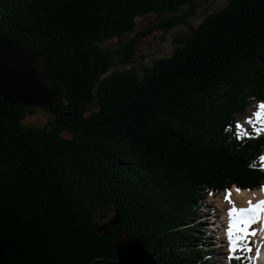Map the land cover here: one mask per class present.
Here are the masks:
<instances>
[{"label":"trees","instance_id":"obj_1","mask_svg":"<svg viewBox=\"0 0 264 264\" xmlns=\"http://www.w3.org/2000/svg\"><path fill=\"white\" fill-rule=\"evenodd\" d=\"M197 1L0 0V38L40 53L57 93L40 128L0 96V264H117V231L158 264H201L188 221L204 199L264 184V134L235 122L264 100V0H229L141 76L109 70L148 31L113 53L101 43ZM106 213L120 223L98 233Z\"/></svg>","mask_w":264,"mask_h":264},{"label":"rangeland","instance_id":"obj_2","mask_svg":"<svg viewBox=\"0 0 264 264\" xmlns=\"http://www.w3.org/2000/svg\"><path fill=\"white\" fill-rule=\"evenodd\" d=\"M229 0H198L197 6L193 13H190L187 7H182L175 13H159L150 14L137 18V27L134 33L122 36H113L101 43L103 50L116 52L117 49H121L132 38L137 36L138 33L148 31V33L141 36L138 42L135 44V49L131 59L123 63V56L113 54L111 56V62L113 66L110 71L121 70L131 71L134 75L141 76L144 70L151 67L153 61L157 58L169 56L173 53L176 47V39L185 37L194 27H196L208 14H212L219 11ZM177 19V20H176ZM175 20L176 23L170 28L165 29L162 25L166 22ZM259 102L264 101H250L247 108L240 115H236V126L250 129L246 123H242V119L246 122L251 119L254 111H257V105ZM55 103V102H54ZM53 103V105H54ZM52 105V106H53ZM32 111H27L22 118V123L26 126L45 127L50 126V123L54 120V115L47 108L33 107ZM242 125V126H241ZM262 129L264 127H258ZM263 131V130H261ZM66 134V133H65ZM67 136L69 134H66ZM264 153V150H263ZM264 164V155L262 160ZM264 166V165H263ZM264 186V184L262 185ZM231 189V188H230ZM242 189V188H241ZM258 189V188H256ZM254 190V189H251ZM230 193L231 190L224 191L222 193H214L206 197L203 201L205 203L204 208L194 212V216L188 221V225L191 227V232L195 234L194 239H200L193 244L194 247L198 246L201 251L207 252L205 261L201 264H222L227 259V240L226 236H221L220 233H216L214 229H218V226L214 222L217 215H226L227 210L235 206L238 208L240 204L230 197L229 203L225 200V195ZM217 214V215H216ZM114 216L112 213L104 214L103 218L98 219V222L105 221L108 218ZM225 224L222 225L223 230H226ZM257 224L253 225L250 230H255V236L249 237L248 246L253 251L251 253H257V249H264V229L257 231ZM222 240V242L220 241ZM241 253V252H237ZM248 254V253H244ZM158 262V261H157ZM256 263V262H255ZM254 263V264H255Z\"/></svg>","mask_w":264,"mask_h":264},{"label":"water","instance_id":"obj_3","mask_svg":"<svg viewBox=\"0 0 264 264\" xmlns=\"http://www.w3.org/2000/svg\"><path fill=\"white\" fill-rule=\"evenodd\" d=\"M0 96L11 105L51 109L57 93L42 75V55L29 47L0 38ZM120 223L112 216L97 223L95 230L106 233ZM113 248L117 264H158L155 256L138 237L117 233Z\"/></svg>","mask_w":264,"mask_h":264},{"label":"snow or ice","instance_id":"obj_4","mask_svg":"<svg viewBox=\"0 0 264 264\" xmlns=\"http://www.w3.org/2000/svg\"><path fill=\"white\" fill-rule=\"evenodd\" d=\"M256 122L264 125V102L257 105V111L253 113ZM253 123L251 119L247 121ZM239 127V125H238ZM264 129H256L257 134ZM225 200L229 203L230 193L225 195ZM264 214V200H259L256 203L249 201L248 207L237 208L235 206L230 207L227 210V227L225 230V236L227 240V259L231 264L233 260H240L241 257L236 255L237 252L251 253L253 249L248 246L249 237L255 236V230H251L252 225L256 224L260 220L261 215ZM259 255V249L256 250Z\"/></svg>","mask_w":264,"mask_h":264},{"label":"bare ground","instance_id":"obj_5","mask_svg":"<svg viewBox=\"0 0 264 264\" xmlns=\"http://www.w3.org/2000/svg\"><path fill=\"white\" fill-rule=\"evenodd\" d=\"M230 190H231L230 197H232L236 203L240 204L238 208L248 207L249 201H251L254 204L259 200H264V186H261L260 188L254 190L240 189L237 188L236 186H232ZM217 216L218 217L215 218L214 222L218 226V229H214V230L216 233H220L221 236L223 237L225 236V231L223 230L222 225L225 224V226H227L228 217L227 214L226 215L218 214ZM257 223H264V214L261 215V218L260 220L257 221ZM220 241L222 242L221 239ZM263 262H264V249L256 257L257 264H262Z\"/></svg>","mask_w":264,"mask_h":264}]
</instances>
